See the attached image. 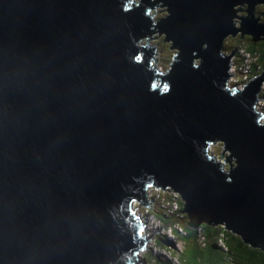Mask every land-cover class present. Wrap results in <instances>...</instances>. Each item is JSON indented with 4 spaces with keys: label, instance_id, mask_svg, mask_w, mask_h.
Wrapping results in <instances>:
<instances>
[{
    "label": "water",
    "instance_id": "water-1",
    "mask_svg": "<svg viewBox=\"0 0 264 264\" xmlns=\"http://www.w3.org/2000/svg\"><path fill=\"white\" fill-rule=\"evenodd\" d=\"M126 2L0 0V264L136 262L145 186H168L184 225L264 250V69L227 86L222 52L264 40V0ZM153 31L166 73L137 42Z\"/></svg>",
    "mask_w": 264,
    "mask_h": 264
},
{
    "label": "trees",
    "instance_id": "trees-1",
    "mask_svg": "<svg viewBox=\"0 0 264 264\" xmlns=\"http://www.w3.org/2000/svg\"><path fill=\"white\" fill-rule=\"evenodd\" d=\"M261 11H262V6L258 5L255 8L256 14L259 15ZM236 44H237L236 49L240 50V48H242L244 51L248 52L249 54L255 57L254 62L251 63L250 65L251 71H253V73H255L256 71L261 72L264 69V43L263 42L246 43V42H242V39L241 40L238 39ZM235 54L236 56L233 57V62L237 64L239 63V56L237 55V53ZM171 57L172 55L166 56L164 58L167 61L168 66H169V63L171 62ZM262 96L264 97V94H262ZM175 201L179 202L177 198L175 199ZM153 207L155 208V210H158L161 212V213L160 212L155 213V216L157 217L156 219L159 220L161 223L169 224L167 225V227L173 233L176 239L181 242L180 249L176 251L175 253L176 256H173V254H171L170 248L168 247L165 248L167 251H169L170 258H175L179 264L186 263L184 258H180V255L182 254L184 247H185V243L183 244L181 239H184V237H187V236H191V240L193 242L192 246L195 247L196 250L200 251V253L195 252V257H199L200 258L199 260H201L202 262L196 263V264H222L220 263L219 259H216L213 256V253L215 250L228 252V247H226L224 243V239L227 240V239H232V238L233 240H235L233 245H234V248L237 250V254H236V258L233 254H227L224 257V260L226 262H230L233 264H264V250H261L259 248H254V247L247 248L246 244L238 242L235 235L231 234L229 237H227L225 232L222 231L225 229H222L221 225L213 226L211 223H200L196 226H191L193 225L192 223H188V224L186 223L185 226L191 229V232L188 233L187 229L184 226V220H183L182 214H180L179 212L168 214L165 211L160 210L156 206H153ZM178 227L183 230V234L179 232V230L177 229ZM197 231H199L201 236H197ZM226 231L230 233V231L228 230ZM161 239L162 237L156 234L154 242L159 246H163L164 244L160 241ZM157 253H161L163 259H161L158 255H156L149 249L148 251L141 253L140 254L142 257L141 259L144 260L143 263L144 264H167L169 260L167 258H164L165 255L162 252H157ZM144 254H147L149 258L148 257L146 258L145 256L143 257ZM147 259L150 261V263L147 262Z\"/></svg>",
    "mask_w": 264,
    "mask_h": 264
},
{
    "label": "rangeland",
    "instance_id": "rangeland-1",
    "mask_svg": "<svg viewBox=\"0 0 264 264\" xmlns=\"http://www.w3.org/2000/svg\"><path fill=\"white\" fill-rule=\"evenodd\" d=\"M133 4H135L134 0H127V2L125 4V7L126 6H130V5H133ZM238 7H240V6L238 5ZM236 8H237V6H236ZM146 13H147L146 15H149L150 13H152V14L155 15V17H157V16L163 14V9H162V6H160V5L151 4L150 8L146 11ZM236 13H238V11H236ZM239 13H241V11H239ZM150 36H152V37H150V39L147 40V41H146V38H142V39L138 40L137 42H138L139 45H147L148 47L150 46L151 48L150 47L149 48H150V51L151 52H154L156 50L155 55L153 57L154 62H152V60H150V66H152V64H155V66L157 67L156 70L158 72L166 73L168 71L167 70L168 65H167V61L164 58L166 56H171L172 55V50L168 49L167 42L161 40V35H158V32L154 31ZM261 41L262 40H258V42H261ZM225 42H226V44H229L231 42V43H233L232 46H234L235 43L237 42V38L236 37L228 36V37L225 38ZM242 42L248 43L249 41H244L242 39ZM226 48H228V46H226ZM168 53H170V54H168ZM156 80L157 79H154L153 81L156 83V82H158V80L157 81ZM262 94H264V91L263 90L261 92V95ZM253 105L255 107H258V105H256V101L253 102ZM209 143H207V145H206L207 146V148H206L207 149V153L210 156H212L213 158H215L217 160H220V154L222 153V148L219 145L220 143L219 142H218V144L217 143H210L209 144ZM145 190L146 189L144 188L142 197L144 196ZM158 191L161 192V193H163V194H166L167 193L164 190H162L161 188H158ZM175 199H176V197H175ZM141 203H143V199H142ZM132 210H133V212H132L133 214L132 213H130V214L134 218H131V219L134 220V221L135 220L136 221L137 220L139 221L141 219V215L139 214V212H140L139 205L137 207H133ZM179 213L182 214L181 212H179ZM134 221H132V223ZM167 225H169V224L161 225V227H159L158 230H156L155 237H156V234L160 235L162 237V243H164V244H165V242L166 243H169V244L170 243L172 244V240H173L177 244V251H178L180 249V247H181V242L176 239V237L169 230V228L167 227ZM212 225L215 226L216 224H212ZM217 225L219 226L220 224H217ZM185 228L187 229L188 233L191 232V229L190 228H188L186 226H185ZM219 228H221V227H219ZM144 229H145V227H144ZM178 229H179V232L181 234H183V230L180 229L179 227H178ZM142 230L143 229L139 230L140 231V234H142ZM218 230H220V229H218ZM222 231L225 232V234H226L227 237H229L231 234L232 235H235V234H233L231 232L230 233L227 232L226 229L225 230H222ZM140 234H139V236L141 237ZM181 240H182V243L183 244L185 243V247H184V250H183L182 254L180 255V258H184L185 259V261H186L185 264L201 263L202 261L199 260L200 258L199 257H195V252L200 253V251L196 250L195 247L192 246L193 242L191 240V236L184 237V239H181ZM234 241L235 240H233V238L232 239H227V240L224 239V243H225L226 247H228V252H226V251L223 252V251H218V250H215L214 251L213 256L216 259H219L220 260V263H222V264H233V263H230V262H226L224 260V257L227 254H233L235 256V258H236L237 250L234 248V245H233ZM150 246L151 245L149 243H147L145 249H147ZM167 247L168 246H165V245L159 246V245H157L154 242V248L152 249V252L155 253L156 255H158L161 259H163L162 254L161 253H157V252H162L165 255L164 258H169L170 257V253H169V251H167L165 249ZM173 248H174V245H173ZM143 249H144V246H142V249L138 253H140ZM170 252H171V254H175L176 253V251L174 249H170ZM144 256L146 258L148 257L147 254H144L143 257ZM171 260L173 261V264H179L178 261H176L175 258H171ZM135 261L136 262H134L133 264H144L143 263L144 260L138 258V255H137V259ZM147 262L150 263V261L148 259H147ZM169 262L167 264H171L172 263L170 260H169Z\"/></svg>",
    "mask_w": 264,
    "mask_h": 264
},
{
    "label": "built area",
    "instance_id": "built-area-1",
    "mask_svg": "<svg viewBox=\"0 0 264 264\" xmlns=\"http://www.w3.org/2000/svg\"><path fill=\"white\" fill-rule=\"evenodd\" d=\"M237 55L239 56V63L236 64L233 62V57L236 56V54L231 56L229 59V77L226 80V85L240 90L251 77L255 76V74L251 73L252 71L250 68V65L254 62L255 57L244 51L242 48H240V54ZM256 105H258L257 112L260 114L261 121L264 119V97L262 95H258ZM145 189L143 203L139 205V214L141 215V221L143 222L141 236L144 238V249L138 253V255L148 251V249L152 251L154 248L155 232L160 225L164 224L154 220L153 213L155 214L160 211L155 210L153 206L158 207L160 210H163L168 214L179 212V202L174 201V194L169 187L161 188L167 192L166 194L159 192L157 187L146 186ZM137 206L136 201H132V208ZM197 236H201L199 231H197ZM147 243L151 246L145 249ZM172 245H174V249L177 251V244L173 240Z\"/></svg>",
    "mask_w": 264,
    "mask_h": 264
},
{
    "label": "clouds",
    "instance_id": "clouds-1",
    "mask_svg": "<svg viewBox=\"0 0 264 264\" xmlns=\"http://www.w3.org/2000/svg\"><path fill=\"white\" fill-rule=\"evenodd\" d=\"M261 6H262V11L264 10V8H263V4H260ZM257 6V5H256ZM244 8V7H243ZM127 10V9H126ZM164 14V13H163ZM162 14V15H163ZM236 14H239V15H242L243 14V12H241V13H239V11H238V13H236ZM162 15H159V16H157V17H155V15L154 14H152V13H150L148 16H149V18H160V17H162ZM254 15L255 16H261V13L259 14V15H256L255 14V8H254ZM164 16V15H163ZM234 19H236V18H233L232 19V23H233V25L235 26V22H234ZM261 20H264L263 19V17H261ZM154 32V31H153ZM157 32V31H156ZM158 35H161V40H162V34H160V33H158ZM150 37H152V36H150ZM150 37L149 38H147L146 39V41L147 40H149L150 39ZM234 37H236L237 38V40L239 39V40H241V38L243 37H238V34L237 35H235ZM163 41V40H162ZM224 41V40H223ZM149 43V42H148ZM167 44H168V42H167ZM168 46V45H167ZM222 46H223V43H222ZM236 47H237V44L235 43V45L234 46H232V47H228V48H223V50H222V52L223 53H225V54H228L230 51L232 52V55L231 56H234L235 55V53H236ZM155 52L156 51H154V52H151L150 51V60H152V62H154V59H153V57H154V55H155ZM172 56H173V51H172ZM230 56V57H231ZM230 57H229V59H230ZM229 59H228V67H229ZM171 61H172V57H171ZM170 64H171V62L169 63V66H168V68H167V70L169 69V67H170ZM168 65V64H167ZM152 66H154L156 69H157V67L155 66V64H152ZM227 72H228V69H227ZM259 73L260 72H257L256 74H255V76H253V77H256V76H258L259 75ZM228 77H229V73H228ZM227 77V78H228ZM253 77H251V78H253ZM250 78V79H251ZM227 80V79H226ZM247 83V82H246ZM225 84H226V81H225ZM263 84V87H264V81L263 82H261L260 83V85H262ZM260 85H259V88H260ZM245 86V85H244ZM243 86V87H244ZM259 88H258V92H259ZM257 97H258V93H257ZM257 99V98H256ZM259 114V113H258ZM259 123H260V114H259ZM142 199H143V197H142ZM140 223H141V227H140V229L139 230H141V229H143V222L140 220ZM142 237V236H141ZM161 242H162V239L160 240ZM144 244V243H143ZM164 244V243H163ZM165 246H168V248H170V249H174L173 248V245L170 243H166L165 242V244H164ZM175 250V249H174ZM173 256H176V254H173ZM139 258V257H138ZM142 257H140V259H141ZM168 260H170L172 263L171 264H173V261L171 260V258L169 257V258H167ZM169 262V261H168ZM170 263V262H169ZM133 264V263H132Z\"/></svg>",
    "mask_w": 264,
    "mask_h": 264
},
{
    "label": "flooded vegetation",
    "instance_id": "flooded-vegetation-1",
    "mask_svg": "<svg viewBox=\"0 0 264 264\" xmlns=\"http://www.w3.org/2000/svg\"><path fill=\"white\" fill-rule=\"evenodd\" d=\"M258 6V5H257ZM257 6H255V8L257 7ZM262 12V11H261ZM255 14H256V12H255ZM257 15V14H256ZM241 39H243L244 41H249V42H258V40H252V39H250V37L248 36V35H244ZM261 42H263L264 43V40H262ZM232 44L233 43H229V44H226V42H225V39H224V41H223V46H222V48H226V46H228V47H232ZM150 47V46H149ZM151 48V47H150ZM152 187H155V186H152ZM157 188H161V187H157Z\"/></svg>",
    "mask_w": 264,
    "mask_h": 264
},
{
    "label": "bare ground",
    "instance_id": "bare-ground-1",
    "mask_svg": "<svg viewBox=\"0 0 264 264\" xmlns=\"http://www.w3.org/2000/svg\"><path fill=\"white\" fill-rule=\"evenodd\" d=\"M237 50V54H240V50L239 49H236ZM256 70V69H255ZM257 73V71L255 72V73H253V71H252V74H256ZM264 89V87H263V84L262 85H260V88H259V92H258V95H260L261 94V92H262V90ZM155 187H161V186H155ZM166 187H168V186H162L161 188H166ZM141 201H142V199H141ZM174 201H175V195H174ZM153 218H154V220H156V221H158V222H160L159 220H157L156 218V216H155V214L153 213ZM161 223V222H160ZM162 225H164V224H162ZM159 227H161V225L159 226ZM158 227V228H159ZM178 229V228H177ZM158 230V229H157ZM179 230V229H178Z\"/></svg>",
    "mask_w": 264,
    "mask_h": 264
}]
</instances>
